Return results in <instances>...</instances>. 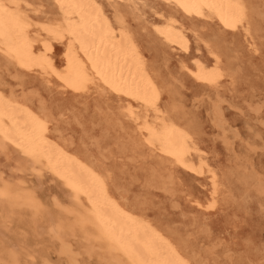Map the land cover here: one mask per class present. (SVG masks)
<instances>
[{
    "label": "rangeland",
    "instance_id": "1",
    "mask_svg": "<svg viewBox=\"0 0 264 264\" xmlns=\"http://www.w3.org/2000/svg\"><path fill=\"white\" fill-rule=\"evenodd\" d=\"M27 1L20 4L31 34L44 39L43 27L60 23L61 13L54 0ZM96 1L134 42L158 89L160 120L150 122L182 128L203 174L150 146L144 127L125 112L129 101L97 85L73 93L0 53V91L48 114L51 140L100 172L114 198L190 264H264V0H237L245 18L233 27L163 0ZM170 23L186 35L187 49L160 34ZM68 41H53L58 69ZM201 66L220 69L217 83L195 77ZM25 162L17 148L0 147V185L29 193L36 204L10 210L0 200V264H115L105 245L79 229H58L74 225L79 206L60 179Z\"/></svg>",
    "mask_w": 264,
    "mask_h": 264
},
{
    "label": "bare ground",
    "instance_id": "2",
    "mask_svg": "<svg viewBox=\"0 0 264 264\" xmlns=\"http://www.w3.org/2000/svg\"><path fill=\"white\" fill-rule=\"evenodd\" d=\"M163 1L197 16L204 17L207 13L228 27L242 23L245 18L237 0ZM54 2L61 13V21L44 26L46 37L42 39L40 34L35 37L31 34V19L21 10L20 0H0V53L21 69L42 71L46 76L55 77L60 86L73 93L86 92L91 85H97L103 92L128 100L125 112L128 118L144 127L150 146H160L164 156L175 164L203 174L202 165L197 168L192 159L195 147L189 135L174 124H164L158 129L157 122H152L160 120L158 89L129 36L116 29L96 0ZM159 32L171 45L187 49L186 35L173 24ZM65 39L70 42L67 60L63 68L58 69L50 56L54 50L53 41ZM193 74L207 83H217L221 77L219 68L210 70L204 66ZM130 102L137 103L141 110ZM33 109L24 101L7 97L0 91V147L17 148L25 164L33 169L39 166L62 181L79 208L74 212V225H62L58 228L60 231L79 229L88 241L105 245L115 264H190L157 228L114 198L100 172L87 166L64 144L51 140L50 117ZM150 118L154 120L150 122ZM0 200L10 210L23 206L35 208L36 205L32 195L6 184L0 185ZM67 247L66 251L70 250Z\"/></svg>",
    "mask_w": 264,
    "mask_h": 264
}]
</instances>
